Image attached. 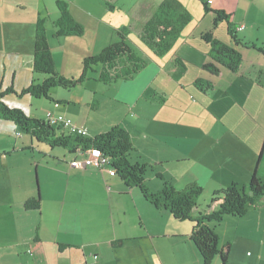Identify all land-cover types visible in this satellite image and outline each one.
Returning a JSON list of instances; mask_svg holds the SVG:
<instances>
[{
  "label": "crops",
  "instance_id": "0c3cea01",
  "mask_svg": "<svg viewBox=\"0 0 264 264\" xmlns=\"http://www.w3.org/2000/svg\"><path fill=\"white\" fill-rule=\"evenodd\" d=\"M51 1L56 2L55 9H57L58 0H0V24L3 26V30L0 32L2 38L0 42L1 91L3 92L12 87L16 93L7 95L5 102L10 107L24 110L30 117L43 120H45L46 115L42 118L33 111V98L31 95V98H20L17 95L26 88L22 87L20 89L17 86L20 73L23 71L28 72L31 78L34 75V43L38 19L41 16L49 18L47 34L54 60L55 47L63 45L65 47L63 59L65 65L68 67L78 65L76 72L67 69V75L63 74V76L78 78L83 73L84 59L98 54L95 51V45L98 42L101 26L104 24L103 17L100 16L101 2L109 4L113 0H65L68 5L70 4L69 9L74 19L86 29L83 36L59 38L55 37V27L52 26L51 35L48 31L49 23L52 22L54 25V22L60 17L58 10L51 13L46 6V3ZM115 1L119 5L127 7L125 2ZM162 1L159 0L154 5V9V6L152 7V12L146 11L145 14L142 13L143 15L137 11L138 8L136 7L135 15L131 16L132 20L139 19L145 24ZM209 5L211 10H222L230 16L229 20L233 24L236 35L238 36V33L244 34L245 38L250 40L247 42L248 49H254L252 48L253 44L259 46L260 39L258 36L261 35L258 34L261 29H264V0H209ZM241 9L245 13H241ZM209 13L214 14L213 12ZM239 16L242 18L241 21L237 19ZM224 23L226 22L220 23L217 28L213 25V29L218 30L219 26ZM241 26H245V28L239 31ZM88 27L94 30L93 34L89 35L92 36V41L83 40L86 37ZM213 35L214 37L217 36ZM224 43L232 46L233 42L229 35L228 40ZM179 52L173 62L174 72H182L179 67H184L187 70V63L192 62V60L186 59L182 51ZM210 53L205 57L207 60L200 64L201 71L204 72L199 73L197 76L198 79L202 80L200 89L198 88L199 95H203V101H210L213 107L220 104L219 111L227 115L229 121H238V127H243L242 134L247 136V133H252L255 136L253 141L249 139L241 141L240 132L238 134L232 130L226 131L232 136L233 141L230 142V138L227 136L230 144L227 145L226 150H228L231 157L220 167L221 173L227 175L226 179L239 185L241 183L248 184L255 173L264 178V69H258V64L254 63L255 54L245 52L243 58L245 56L248 63L245 65L244 62L238 72L234 73L226 67L216 64L221 71L219 75H213L204 68V65L213 63ZM11 54H13V57H11ZM73 58H75V61H72ZM194 64L197 65V63ZM37 77L38 82L44 80V76ZM30 82L32 84V81ZM31 84L29 83L28 87ZM218 84L220 85L216 88ZM209 89L212 91H208ZM214 91L217 93H214ZM216 94L217 97H215ZM156 95H159V93H156ZM10 97H13L14 100L9 101ZM162 103L160 106H166L165 99H162ZM58 104L60 106V103ZM91 106H93V103ZM59 111L53 112L65 116L68 114V108H62ZM88 114L89 112H87V116ZM79 124L87 128L86 119H80ZM125 129L132 138L131 132L127 128ZM60 131L67 132L62 129ZM19 132V129L13 123L0 120V219L2 218L4 222L12 224L21 243H28L33 246L34 250L29 249L32 253L27 252V254L31 256L36 264H81L83 257L86 259L85 261L88 260L89 252L91 253L90 257L92 255V264H100L104 254H110V257L115 255L119 258L114 264H172L176 259L179 260L178 264H203L199 251L190 239L191 233L186 232L188 228L193 230L194 224L192 222H177L174 217V220H171L167 214H164L166 209L155 207L144 198L139 188L128 187L119 176L109 175L98 168H73L70 163L77 156L76 153H70L69 151L67 154L69 158L62 153L61 155L56 154L54 151L60 147H50L49 144L37 142L31 136L28 137L23 133L20 136L18 135ZM220 143L221 141L218 140L214 143V147L210 145L212 143L209 145L201 144L199 149L203 150V153L198 160L203 163L205 160L210 162L211 156H208V154ZM218 145L215 153L219 149ZM261 153L262 156L260 157ZM159 162L164 164L169 161L160 160ZM89 178L101 184L96 192L85 187ZM104 180H106V184L110 181L111 186L105 187ZM37 183L41 185L42 194L40 190H37ZM147 183H149L148 179H146ZM193 183L199 184L198 182ZM116 186H120L122 189L115 190ZM162 188L157 186L155 190H151L158 192ZM95 193L102 196V201L108 202L110 205L116 202V196L118 197L117 201H120L119 197L130 196L135 207L140 211V222L126 221L123 216L122 219L116 218L112 206L109 224L112 225L113 232H102L103 235H98L97 239L89 240L90 228L98 226L89 223L92 214L90 206L94 204L91 198L94 197ZM38 195L41 198L40 209L27 210L25 203L31 198H37ZM204 211L205 209L198 207L194 215L196 216ZM54 212L58 224L56 221H52L50 217V214ZM159 215L165 219H160ZM252 215L257 216V222L245 227L244 221ZM152 216L154 217L152 218ZM230 218L234 221V224L231 225L235 230L234 232L239 234L242 230L244 234L239 238L243 240V244L238 241V249L241 250L242 256L234 262L231 255L234 251L235 241L227 239L222 243V234H219V247L222 248L227 244H231L232 247L228 264H264V258H262V254H264V199H261L245 217L228 216L225 219ZM65 220L66 225H64ZM125 223L129 224L124 225ZM122 225L124 226L121 228ZM63 226H66L65 232H63ZM247 228L249 231L245 232ZM258 234L261 236L260 240ZM36 237L39 242H35ZM117 240H123L121 247L113 246V243ZM126 245H131L133 249L128 248V252H118L117 249L124 248ZM256 246L260 248V253L256 254V257L248 255L247 250ZM73 251L79 253L76 254L74 260L69 263H66L65 260L60 261V258ZM184 251L189 253L191 262L186 259ZM4 253L0 248V264L4 262ZM133 253H136L139 258L134 263H130L125 258L131 257ZM123 254H126L127 257H123ZM197 254L202 261L199 260ZM95 256H97L96 260L94 259ZM249 256L252 258L250 259ZM216 259L213 264H222L220 258Z\"/></svg>",
  "mask_w": 264,
  "mask_h": 264
},
{
  "label": "rangeland",
  "instance_id": "374dc122",
  "mask_svg": "<svg viewBox=\"0 0 264 264\" xmlns=\"http://www.w3.org/2000/svg\"><path fill=\"white\" fill-rule=\"evenodd\" d=\"M121 1L125 2L127 7L119 5L115 0L109 4L107 2H101L100 16L103 17L104 24L101 26L98 42L95 45V51L96 53H100L109 45L119 41L116 29L126 26L131 30L129 32L128 43L140 56L148 61L149 66L133 80H121L110 84L99 82L98 78L101 67H96L95 71H97V73L89 72L85 82L79 84L77 87H54L50 90L51 99L32 97L33 111L37 116L44 118V115H46L48 111L57 112L59 109L68 108L67 116L72 119L75 124H79L80 119L84 118L87 120L86 126L90 131L91 137L106 133L118 125L127 128L132 134V139L134 140L133 147L135 150L131 153L130 161L133 164L139 163L141 165H147L145 178L149 180V183H147L151 187L149 188L152 190H155L157 186H161L162 188L166 182L177 189H182L190 183L198 182L204 189L203 194L198 199V205L204 210L211 203L216 192L225 191L233 184H237L238 187L242 189L247 187L250 182L249 181L248 184L241 183L239 185L234 181H230L225 178L227 175L221 173L220 167L231 157L226 147L233 141V138L226 131L232 130L238 134L240 132L239 136L241 137V141H246L248 139L253 141L255 136L252 135V133H247V136L242 134L243 127H238V121H229L228 116L219 111L221 108L220 104L213 107L210 101H203L204 96L199 95L202 80L198 79L197 76L199 73L204 72L201 71L200 64L207 60L205 57L212 52L210 43H207L205 39L203 40L202 35L205 33H212L217 35L219 40L224 42L228 40L227 23L221 24L218 30H215L213 29L215 15L205 11L202 0H179L185 8L190 11L192 21L185 27L183 35L177 40L171 52L167 53L164 57H155L140 39V33L144 24L139 19L132 20L131 16L135 15L136 7L141 15L145 14L146 11L152 12V7L156 5L159 0ZM46 6L51 13L58 10L55 9V1L46 3ZM209 7L211 6L209 5ZM154 8L155 6L153 9ZM243 12L244 11L241 9V13ZM237 19L239 21L242 20L241 16ZM1 26L0 32L3 30V26ZM52 26L54 28L53 23L50 22L48 25L49 35L52 33ZM93 31V28L88 27V30H86V37H84L83 40L87 39L88 41H92L93 38L89 35H92ZM258 35L261 36H258L260 41L259 46H256L257 48L252 47L254 49H248L249 46L246 44L250 40L245 38L244 34L239 33L237 37L240 39L241 44L237 45L232 41V47L241 52L242 56L245 52H252L255 54L253 61L255 64H258V69L262 70L264 69V54L259 49L264 47V29H261ZM217 36H215V38ZM1 41L2 38L0 37V42ZM179 51H182L186 59L192 60V62L187 63V70L184 67H179L182 72H174L175 66L173 62L176 55L180 53ZM64 52L65 47L63 45H58L54 49V57L57 63L56 69L62 76L63 74L67 75L70 69L71 72H76L78 66H71L72 68L66 66L65 61H63ZM11 57H13V54H11ZM72 61H75V58H73ZM212 61L215 62L213 59ZM244 62L245 65L248 63L245 56L241 64L242 66ZM194 63H197V65ZM207 72L212 73L209 70ZM37 76L41 75L37 74L35 76L34 74L33 78H31L28 72L23 71L20 73L17 86L20 89L22 87L28 88L29 83L31 84L30 81H38ZM80 77L81 75L78 78ZM66 78L78 79L74 76H66ZM219 85L220 84H218L216 88H218ZM208 91L212 90L209 89ZM156 93H159V95H156ZM214 93L217 92L214 91ZM24 97H30V95ZM215 97H217V94ZM11 99L14 100L13 97H10L9 101ZM162 99L166 100V106H160L163 104ZM93 102L95 104L94 107H96L95 110H93L91 106ZM242 102L244 103V101ZM58 103H60V106ZM59 112L62 113L61 111ZM87 112H89L88 116ZM27 136L29 137V135ZM227 136H229L230 142H228L229 138ZM218 140L221 141L219 145L217 144L219 149L215 153L216 145L215 148L211 150L210 154H208V156H211L210 162L205 160L204 163L208 164H204L199 161L198 158L203 153V150L199 149L201 144L209 145L212 143L210 145L214 147V143ZM54 153L59 155L62 153L66 156L69 150L60 147L55 150ZM67 158H69L68 155ZM160 160H168L169 162L160 164ZM93 168L97 169L96 167ZM259 178L264 181L263 177ZM118 182L120 181L118 180ZM106 183V180H104L105 187L111 186L110 181L108 184ZM86 185L85 187L90 191L95 192L99 190V186H101L100 183L92 178L87 179ZM40 187V183L37 184V190H40ZM72 189L73 187L70 190L72 191ZM121 189L120 186L115 187V190ZM41 192L42 190H40V193ZM117 198L116 196V202L112 205L102 201L103 197L96 195V193L94 197L91 198L94 204L90 206L92 214L89 223L98 226L90 228L89 240H93L98 235H103V233L109 231L113 232L112 225L109 224V221H111L110 215L112 214V206L116 218L122 219L123 216L126 221L140 222V211L135 207L131 197H119L120 201H117ZM165 212L164 214H167L171 220H174L170 211L165 210ZM159 216L160 219H165L161 217V215ZM50 217L52 221H56L58 224V219L55 218V212L51 213ZM153 217L154 216H152V218ZM1 219L0 248L5 252L4 262L2 264H36L31 259V256L27 254L29 249L34 250L33 246L28 243H21L12 224L4 222L3 219L1 221ZM257 220L258 218L256 215L247 217L244 221V226L248 227L257 222ZM103 224H105V226H103ZM126 224L129 223H125L124 225ZM233 224V219H224L222 223L216 225V229L218 236L222 234V243L227 239L233 240V242L235 241L234 251H232L231 255V259L234 262L242 256L241 250L238 249V241L243 244V240L239 238H241L244 233L242 230H240L239 234H237V232L235 233L234 228L231 227ZM64 225H66V220ZM124 225H122L121 228ZM65 230L66 226H63V232H65ZM248 231L249 229L247 228L245 232ZM186 232L192 233V230L188 228ZM258 235L260 240L261 236L260 234ZM128 248L133 249L131 245H126V247L117 250L123 253L128 252ZM247 252L248 255H254L253 257H256L255 255L260 253V248L257 246L250 247ZM76 254L79 253L73 251L65 257L60 258V261L65 260L66 263H69L76 258ZM90 254L89 252L88 262L85 261L86 259L83 257L81 264H92L93 259L92 255L90 257ZM184 254L188 262H191L189 253L184 251ZM103 257V259L101 258L102 261L100 264H110V262L114 264L116 260L119 259L115 255L110 257V254H104ZM123 257H127L126 254H123ZM197 257L202 261L198 254ZM249 257L250 259L252 258L251 256ZM138 258L137 254L133 253L131 257L125 259L129 260L130 263H134ZM262 258H264V254H262ZM216 260H218V257ZM178 262L179 260L176 259L172 264H178Z\"/></svg>",
  "mask_w": 264,
  "mask_h": 264
},
{
  "label": "trees",
  "instance_id": "16d2710c",
  "mask_svg": "<svg viewBox=\"0 0 264 264\" xmlns=\"http://www.w3.org/2000/svg\"><path fill=\"white\" fill-rule=\"evenodd\" d=\"M205 11L213 12L215 28L222 22L227 23L228 35L239 45L230 16L222 10H211L208 0H202ZM59 19L54 22L55 37L83 36L85 27L72 16L69 5L65 0L57 1ZM48 17H40L36 24L34 43V74L44 76L42 82L34 80L28 88H24L17 95L23 98L31 95L34 98L51 99L50 90L54 87L74 88L85 82L89 72H95L101 67L99 82L110 84L121 80L130 81L148 67V61L140 56L128 43L129 27H121L116 33L119 41L109 45L100 53L86 57L83 61V73L78 79H67L57 72L55 60L51 51L47 34ZM192 21L190 11L179 0H163L152 17L144 24L140 39L156 57H164L171 52L183 31ZM202 39L211 45V57L216 62L204 66L214 75H219L220 68L216 64L226 66L232 72H238L243 61L242 53L214 37L212 33H205ZM247 45V44H246ZM252 47L257 48L255 45ZM264 54V49H259ZM216 53V55H215ZM11 87L5 91L0 88V120L13 123L21 133L31 136L37 142L47 143L50 147H63L76 153L78 148H98L112 159L116 167V175L128 186L140 189L144 198L159 209L170 211L174 219L180 222L190 221L194 224L190 235L191 241L199 251L203 264H213L218 257L222 264H228L231 254V244L220 248L216 225L232 216L245 217L255 205L264 198V181L255 173L247 187L240 189L233 184L227 190L216 192L204 212L194 215L198 209V199L204 189L197 183H191L184 189H177L173 185L164 183L163 188L154 193L146 184L145 174L147 165L133 164L130 156L134 150L130 133L118 125L112 130L96 137L85 138L68 132H61V128L51 126L46 120L28 116L20 108L10 107L5 98L15 94ZM95 104L93 102V109ZM61 133H59V132ZM262 153L260 154V157ZM41 198H31L25 203L27 210H38ZM35 242H39L35 238ZM123 240L113 243L114 247H121Z\"/></svg>",
  "mask_w": 264,
  "mask_h": 264
},
{
  "label": "built area",
  "instance_id": "2783aa9c",
  "mask_svg": "<svg viewBox=\"0 0 264 264\" xmlns=\"http://www.w3.org/2000/svg\"><path fill=\"white\" fill-rule=\"evenodd\" d=\"M209 1V0H208ZM245 26H241L239 30H243ZM45 120L54 127L61 128L64 131H67L70 134H76L85 138H89V130L80 124H75L72 119L69 117L58 114L53 111H48L45 116ZM18 135H22L19 132ZM71 167L77 169H87L96 167L100 171L107 173L109 175H116L117 170L114 167L112 159L105 155L100 149L98 148H91V149H84L78 148L77 156L72 160L70 163ZM28 253H32L31 250ZM97 259V256L94 257Z\"/></svg>",
  "mask_w": 264,
  "mask_h": 264
},
{
  "label": "water",
  "instance_id": "95a60500",
  "mask_svg": "<svg viewBox=\"0 0 264 264\" xmlns=\"http://www.w3.org/2000/svg\"><path fill=\"white\" fill-rule=\"evenodd\" d=\"M37 184H39V183H37ZM38 188H39V186H38ZM38 191H39V189H38Z\"/></svg>",
  "mask_w": 264,
  "mask_h": 264
}]
</instances>
